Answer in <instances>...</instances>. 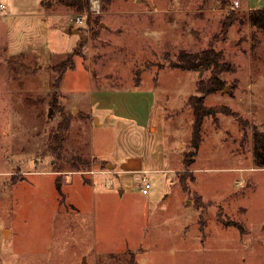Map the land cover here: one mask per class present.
<instances>
[{"label": "rangeland", "instance_id": "rangeland-1", "mask_svg": "<svg viewBox=\"0 0 264 264\" xmlns=\"http://www.w3.org/2000/svg\"><path fill=\"white\" fill-rule=\"evenodd\" d=\"M99 1L0 0V264H264V34L236 6L220 39V0ZM209 45L204 103L232 114L204 117L186 167L212 70L171 63Z\"/></svg>", "mask_w": 264, "mask_h": 264}, {"label": "trees", "instance_id": "trees-1", "mask_svg": "<svg viewBox=\"0 0 264 264\" xmlns=\"http://www.w3.org/2000/svg\"><path fill=\"white\" fill-rule=\"evenodd\" d=\"M103 6L105 1L102 0ZM109 1V0H108ZM221 6H231L235 0H220ZM65 2L75 7L76 9H82L84 6L88 5L89 0H65ZM102 6V7H103ZM231 9V8H230ZM237 12L234 9L229 10V14L223 17L220 23V33L221 38L225 39L227 32L234 20L236 19ZM243 18L253 27L260 30L264 34V7H255L250 9L248 12H243ZM73 55L69 54L67 58L57 62L51 69L61 74L62 70L70 68L73 66ZM222 59L221 51L214 49L212 45H209L207 48L194 53H189L185 51H180L177 55V60L171 63L172 67H179L183 69H197L200 67L211 68L212 73L206 80H198V92L200 95H191L188 99V103L192 107L194 115V123L191 137V149L184 153L183 163L186 167L189 166L193 156L196 154L200 140H201V131L203 119L206 115L214 116L218 112H224L227 114H232L229 109H226L223 106H207L204 103V96L202 94L212 93L221 88H223L222 80L217 76L218 69L220 67V62ZM59 77H56V80L52 85L56 86ZM69 120L66 117L61 123L62 130L67 129ZM63 137L61 138V140ZM253 162L258 167H264V141L261 140V137L256 138L253 150ZM182 178V177H181Z\"/></svg>", "mask_w": 264, "mask_h": 264}, {"label": "built area", "instance_id": "built-area-1", "mask_svg": "<svg viewBox=\"0 0 264 264\" xmlns=\"http://www.w3.org/2000/svg\"><path fill=\"white\" fill-rule=\"evenodd\" d=\"M238 5V2L235 0L233 4L230 6L231 9H234ZM88 10L91 13H99L100 12V1L99 0H89ZM4 9L3 4H0V14L2 13ZM73 23L81 24L85 22L84 14L76 13L74 17L72 18ZM142 174L139 181V188L142 193L146 194L148 193V190L150 188V182L148 180V177L146 175L147 171H140ZM104 185L106 187H112V180L110 178H106L104 180Z\"/></svg>", "mask_w": 264, "mask_h": 264}, {"label": "crops", "instance_id": "crops-1", "mask_svg": "<svg viewBox=\"0 0 264 264\" xmlns=\"http://www.w3.org/2000/svg\"><path fill=\"white\" fill-rule=\"evenodd\" d=\"M236 1L238 2L237 7H239L240 10H243L245 12H248L250 9L255 7H264V0H236ZM133 172L140 173V171H133ZM112 185H113V181H112Z\"/></svg>", "mask_w": 264, "mask_h": 264}, {"label": "water", "instance_id": "water-1", "mask_svg": "<svg viewBox=\"0 0 264 264\" xmlns=\"http://www.w3.org/2000/svg\"><path fill=\"white\" fill-rule=\"evenodd\" d=\"M67 31H68V29H67ZM74 31H75V32H77V31H78V32L81 34L80 30H78V29H75ZM81 35H82V34H81ZM226 89H227V86H225V87H224V90H226ZM261 140H262V141H264V132L261 134ZM57 185H58V186H60V185H61V183H60V182H58V184H57Z\"/></svg>", "mask_w": 264, "mask_h": 264}]
</instances>
